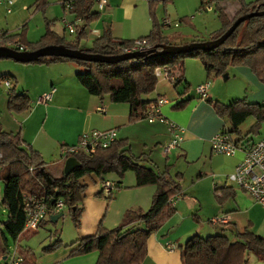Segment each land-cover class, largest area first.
<instances>
[{"label":"crops","instance_id":"crops-1","mask_svg":"<svg viewBox=\"0 0 264 264\" xmlns=\"http://www.w3.org/2000/svg\"><path fill=\"white\" fill-rule=\"evenodd\" d=\"M70 1L67 0L66 4L61 1V8L49 4L43 8L38 6L36 0H17L11 14L7 13L5 5H0V32L8 36H17L24 31L21 46L25 47L26 42L37 43L45 35L44 20H46V22H51L50 27L56 34L65 38L68 32L65 30L64 20L70 22L77 20L71 11ZM156 1L158 2L156 14L161 25L162 20L171 21L172 18L174 20L182 18L185 22L192 23L191 19L194 17L189 16L198 10L201 3V0H174V3L177 1L178 4H183L185 1L189 6L184 13L177 5L169 15L168 9L171 7V1L167 4ZM163 7L164 14H160L163 12ZM30 9L34 11L31 12ZM38 11L43 12V17ZM93 11L100 13L101 19L87 27L86 41L94 42L105 31H110L112 36L119 40L136 41L148 36L153 29L150 0H108L103 10L95 4ZM237 12L235 11L234 15ZM34 15L36 16L33 17ZM10 23H16V27L8 32ZM23 23L24 26L20 27ZM84 25L85 22L82 21L77 30L83 28ZM162 28L164 31L163 25ZM193 38L186 41L183 36L173 44L181 45V42L187 44L200 40L197 34H194ZM17 39L20 41V37ZM12 43L20 45V42L12 41ZM81 49L88 50L89 48L81 45ZM25 51L30 50L26 48ZM30 71V77L34 78V83L28 89L33 97L29 109L19 115L10 112L6 114L3 111L5 117L3 119L0 113V118H2L1 123L6 132H20L26 146L38 151L45 160L59 153L63 161L62 147L75 146L84 133L116 130L118 141H127L132 154L136 157L148 156L149 159L145 163L147 167L160 172H165L169 168V173L174 178L175 173L173 174L172 166H175L177 175L183 173L186 176V170L180 167L182 162L192 169L193 178L197 177L192 189L182 190L181 195H176H180L179 199H176V196L173 197L176 213L158 233L151 236L148 242V255L141 264H183L180 247L195 235L207 238L225 234L231 240H235L237 232L243 233L249 228L264 238L263 208L249 194L228 182L227 179L243 161L244 152L239 151L235 156L227 157L216 155L212 150V139L221 132H227L228 129L226 120L216 113L215 103L230 105L237 100L244 99L252 104L264 103V84L257 79L250 68L246 66L228 68L226 80L236 82L242 78V88L245 89L244 93L235 94L228 88L227 83L224 84L220 76H209L202 64L188 62L186 63L185 81L195 90L182 94V89H176L173 86V89L169 91V98L173 102L171 105L169 99L166 98L167 94L162 95L160 91L155 97L152 95L147 97L150 100L161 98L167 100L161 108L162 115L183 129L181 132L182 146L167 155L164 154L163 146L173 136L165 123L159 121L150 123L142 119L130 124V106L113 103L108 96L100 98L90 95L79 83L78 66L74 63L59 62L46 66L35 64ZM207 83H210L207 89L208 98L203 99L197 92V88ZM13 86L18 91L21 88L18 82ZM53 88L56 92L52 101L48 104H37L38 98L49 93ZM185 100L190 101L185 107L174 108ZM99 108H104L106 113L100 114ZM178 158L180 160H177ZM173 160H175L174 164H172ZM52 164L54 163L48 166ZM163 164L168 167L166 170H161L160 165L163 168ZM60 165L58 162L55 163L57 167ZM59 172L58 169V175H56L58 177L61 175ZM108 180L116 186L110 196L103 194L102 182H100V187L90 191L91 184L83 180V183L87 185V192L83 201L82 226L77 230L75 237L69 241H63L64 246L62 245L54 252H46L45 249L48 247L46 246L42 252L37 253L31 246H21L20 243L16 246V254L25 257L24 253L34 264H96L99 258L97 252L71 257L72 251L77 248V245L72 244L95 235L102 221L106 229L113 230L120 226L126 212L130 210L147 211L157 191L156 186L138 188L133 172L127 173L124 177L112 174L106 177V181ZM221 188L231 189V196L223 204L219 201L222 192L217 191ZM100 193L102 195L99 196ZM218 216L227 217L228 223L225 225L212 224L211 220ZM46 223L47 221L41 228ZM4 234L6 233L3 232V237ZM169 245H173L175 250L169 251ZM1 252L2 247L0 246ZM8 255L9 253L5 252L0 259L8 261L11 259ZM251 256H249V264H264L255 255V257Z\"/></svg>","mask_w":264,"mask_h":264},{"label":"trees","instance_id":"trees-1","mask_svg":"<svg viewBox=\"0 0 264 264\" xmlns=\"http://www.w3.org/2000/svg\"><path fill=\"white\" fill-rule=\"evenodd\" d=\"M170 1L159 0L164 4ZM231 1L240 5L234 18H231L223 7L224 2ZM206 2H210L213 6L215 4L223 23V29L212 34L209 41L219 39L239 17L258 10L264 11V0L250 4L245 0H201L200 10L205 8ZM36 3L43 8L49 4L48 0H36ZM70 3L72 13L77 19L85 22L84 27L76 31V39L67 41L56 34L50 27L51 22L47 21L45 35L37 43L26 42L24 49L36 51L55 45H64L73 50L81 49V42L87 38V27L100 19V13L93 11L94 0H71ZM157 4L156 0H150L153 29L148 36L141 38L149 41L150 49L164 45L174 46L163 35L162 25L156 14ZM23 36L24 31L17 36L7 35V39L14 43L20 42L22 45ZM19 37L20 41L17 39ZM134 42V40L116 39L110 31H105L93 42V47L88 49V52L103 56L124 55L121 50L131 47ZM188 58H200L206 73L216 77L226 75L230 67L246 66L264 84V16L253 17L242 23L221 47L212 51H193L172 56L127 60L118 64L56 57L41 58L32 64L74 63L78 66V81L86 91L100 98L108 96L116 104H128L129 123L133 124L144 119L149 107L157 102L147 99L156 91L159 82L155 72L157 68H169L171 72L177 74L174 87L176 89L182 87V94L190 91L191 86L185 81V60ZM80 67L85 68L86 72L82 73ZM7 79V75L0 77L1 81ZM15 91L14 86L9 90L8 111L11 114H21L29 109L31 99L28 95L17 94ZM189 102V100L182 101L174 108L182 109ZM214 109L218 116L226 120L227 133L236 146L244 145L251 148L254 145L255 141L252 137L260 134L261 125L264 123V103L252 104L244 99L230 105L215 103ZM252 116L257 123L244 134L241 126ZM65 147L67 146L62 148ZM74 157L80 162L81 167L68 176L63 173L58 177L50 172L48 163L38 151L26 146L20 132H6L0 121V180L5 185L3 193L0 187V205L7 214L6 221L0 225V234L3 230L5 236L18 241L24 233L25 195L45 198L51 209L58 201H64L76 228L79 229L83 215L82 203L87 192V185L83 183V179L95 176L104 183L109 175L124 177L127 173L133 172L138 188L157 187L151 207L147 211L126 212L120 226L113 230L106 229L102 221L95 235L72 244L77 245V248L70 256H84L97 252L99 258L96 264H141L148 255V242L151 236L158 233L176 213L170 200L177 194L181 195L180 182L170 175L168 169L160 172L147 167L145 163L149 159L148 156L136 157L131 152L130 144L125 140L117 141L108 149H100L94 155L77 154ZM179 176L182 174L177 175ZM217 191L222 192V197L219 198L221 204L231 196V189L221 188ZM53 200H55L54 204H52ZM4 244L7 245L6 238ZM62 245L63 241L58 238L45 251L54 252ZM180 251L183 264H249L251 254L264 262V238L249 228L243 233L237 232L235 240H231L225 234L207 238L195 235L180 247ZM4 253L1 252L0 256ZM23 256L25 257H22L23 261L20 264H34L24 253Z\"/></svg>","mask_w":264,"mask_h":264},{"label":"built area","instance_id":"built-area-1","mask_svg":"<svg viewBox=\"0 0 264 264\" xmlns=\"http://www.w3.org/2000/svg\"><path fill=\"white\" fill-rule=\"evenodd\" d=\"M100 10H103L108 0H94ZM17 0H0V5H5L7 13L11 14ZM204 9L211 11L212 7L210 2H206ZM82 22L81 19H77L73 22L64 20L65 30L71 35H74L77 31V27ZM173 22L165 19L162 23L163 27H172ZM178 24H175L177 27ZM0 47H7L19 52H24L25 49L21 45L13 44L7 39V35L0 32ZM150 50V44L147 39L136 40L131 47H126L121 50L122 54L130 53H144ZM156 75L163 77L171 84L177 80V74L171 72L169 68H157ZM210 83L201 85L197 88V92L203 99L208 98V86ZM4 85L10 90L13 87V82L7 80ZM56 89H52L49 93L42 95L36 101L37 104H48L52 101ZM167 103L165 99H158L156 103L149 107L144 119L150 123L162 122L165 123L170 132L172 133V139L163 146L164 154H169L171 151L179 149L183 143V137L181 132L183 129L176 123L167 120L161 113V108ZM100 114H105L104 108H99ZM118 141V134L116 130L107 131H92L84 133L80 137L79 142L75 146H67L62 148V155L65 159L74 157L77 154L94 155L100 149H108ZM212 150L214 154L224 155L227 157L235 156L237 152L242 151L245 154L243 161L237 166L235 172L231 174L227 179L228 182L235 184L241 190L249 194L257 203L261 205L264 210V137L255 141L251 148H247L244 145L236 146L232 140V137L227 132H221L212 139ZM103 194L110 196L113 189L116 187L112 181H104ZM180 198V195L176 196V199ZM170 204L174 206L175 199L170 200ZM65 208L64 201L60 200L51 209L45 198H38L30 195H25V213H26V225L25 231L35 232L39 230L45 221L51 219V216L59 214ZM228 218L218 216L211 220L212 224L225 225L228 223ZM169 251H174L173 245L168 246ZM23 261L22 256H13L7 261V264H20Z\"/></svg>","mask_w":264,"mask_h":264},{"label":"rangeland","instance_id":"rangeland-1","mask_svg":"<svg viewBox=\"0 0 264 264\" xmlns=\"http://www.w3.org/2000/svg\"><path fill=\"white\" fill-rule=\"evenodd\" d=\"M61 1L68 3V2H66L67 0H65V1L64 0H51V2H49V5L59 6L61 8V3H60ZM245 1L247 4H250V3L257 2L258 0H245ZM170 5H171V7H169V9H168L169 15L172 14L174 7L175 6L177 7V5L182 9V11L184 13H185V10L187 9V6H189V4L186 3L185 1L183 4H178L177 1H175V3H174V0L173 1L171 0ZM200 5H201V3L198 6V10L192 12V14L189 16V17H192V16L194 17L191 19L192 23L185 22L184 20H182V18H180V19L177 18V20H174V18H172V20H171V22H173L172 27L165 28L163 31L164 37H166L170 41V43H172V44L176 43L177 41H179V38H182L183 36L185 37L186 41L194 39L193 38L194 34H197L198 39H200L201 41H209V38L212 34H215L218 31H221L223 29V23L219 17V13L216 11L215 4H214V6H213V4H210V6L212 7L211 11L206 10V9H203L200 11ZM223 7H224L226 13L229 16H231V18H234L235 17L234 12L239 11L240 5L238 2L231 1V2H224ZM30 10H31V12L34 11V9H30ZM164 11L165 10L163 7V12L160 14H164ZM38 12H40L39 14H41V16L43 17V12L42 11H38ZM28 15H30V14H28ZM36 15H34L33 17H35ZM195 18H197L196 21H195ZM100 19H98V20H100ZM164 20H162V23ZM3 21H4V18H3ZM97 21H95V22H97ZM95 22H93V23H95ZM44 23H45L44 24V28H45L46 27V20H44ZM175 24H178V26L175 27ZM22 26H24V23L20 27H22ZM195 26H196V28H195ZM14 27H16V23L15 24L10 23L8 25V30H9L8 32H10ZM59 27H62V26L59 25ZM45 31H46V29H45ZM76 37H77L76 35H71L68 32V34L66 33L65 39L67 41H73L76 39ZM83 41H85L83 43L81 42L82 43L81 45L83 47L87 46V48H89V49L93 47V41L92 42H90V40L86 41V39H84ZM181 43H182L181 45H186L183 42H181ZM191 43L192 42L187 43V44H191ZM178 46H180V45H178ZM188 62L189 63L194 62L196 64H202L200 58H188V59H186L185 60V73H186V63L188 64ZM34 66H35V64H24V63L16 62L12 59H2V60L0 59V77L3 74L7 75V78H8L7 80L12 81L13 85H14V83L16 84L18 82L19 85L21 86V88H19L20 89L19 91L16 90L15 93L26 94L30 97V99H33L32 92L29 91L28 89L31 88L32 87L31 85L34 83V78L30 77L31 76L30 70H31V68H34ZM37 66H41V65L37 64ZM159 68L163 69L164 67H159ZM80 71L82 73L86 72L85 68H83V67H80ZM36 75L38 77H41L39 74H36ZM224 76H226V75H224ZM220 77L222 78L224 84L227 83L228 88L230 90H232L235 94H238L240 92L241 93L245 92V89L242 88V83H243L242 78H240V80H237L236 82L235 81L229 82L225 78H223V76H220ZM7 80H4V81L0 80V113H1V117H3V119L5 117L4 112L5 113L9 112L8 111V105H7L8 98H9V89L4 85V83ZM173 86H174L173 84H171L169 81L165 80L163 77H159V82L157 84L156 91L152 94V96L153 97L157 96L158 91H160V93L162 95L167 94V97L164 96V98L165 97L168 98L170 101V105H171V104H173V102L169 98L170 97L169 91H170V89H173ZM179 89L181 90L182 87H180ZM252 89H254V87ZM192 90H195V88H193L191 86V89L189 92H192ZM250 92H253V91L250 90ZM1 119L2 118H0V121H1ZM256 123H257V120L255 119V117H253V116L250 117L241 126V131L244 134H246L253 126L256 125ZM2 127H3V125H2ZM263 137H264V123L261 125L260 134L253 136L252 139H253V141H257L259 138H263ZM60 155L61 154L57 153L53 157H51L49 160H44L48 164L54 163V164L48 166V169L50 170L51 173H53L55 175H58V169L60 171L59 174L64 173L65 163H66L67 159H65L63 157V161H62V158L60 157ZM177 160H180V158H178ZM57 162L59 164H61L59 167L55 166V163H57ZM174 163H175V160H173L172 164H174ZM180 164H181L180 167L186 170V176L182 173V176L177 177V171H175L176 168H175V166H172L173 174L175 173L174 179H176L177 181L180 182L183 191H186V189H192L191 187L192 186L194 187V183L197 181V177H195V179H194L193 174H192V169H189L188 166H185V164L182 162ZM160 167H161V170H166L168 168L164 164H163V168L161 165H160ZM83 180H85V182H89L91 184V186L89 187L90 191L95 189L96 187L101 186L100 179L96 178L95 176H88V177L84 178ZM0 187H1V190L3 193V191L5 189V185H4V182L2 180H0ZM82 207H83V203H82ZM60 213H62L63 216L61 217V219L59 220V222L57 224H53V223L47 221V223L42 228H40L37 233H34V232L29 233V232L24 231V233H23L24 235H21L19 237L18 241H14L13 239L8 237L7 235L5 236V234L3 237V230H2V232L0 234V246L2 247V252H6V253L8 252L9 253L8 256H10V257H13L14 255L17 257L18 254H16V246L20 245V243H21V246H23V245L31 246L33 248L34 252L40 253V252H42L43 248H45L46 246H50L58 238H61V240L64 242L71 240L73 237H75L77 235L78 228H76L75 223L73 222L72 217L70 216L69 208L65 207ZM83 213H84V209H83ZM205 213H207V212H205ZM82 217H83V215H82ZM82 217H81V226H82ZM191 218H192V220L194 219L193 216H191ZM6 219H7L6 211L3 208V206L0 205V225L2 224V222L6 221ZM56 233H58V236H56ZM4 238H6L8 240L7 245L4 244ZM251 257H255V256L252 255ZM6 262H7L6 260L0 259V264H6Z\"/></svg>","mask_w":264,"mask_h":264},{"label":"water","instance_id":"water-1","mask_svg":"<svg viewBox=\"0 0 264 264\" xmlns=\"http://www.w3.org/2000/svg\"><path fill=\"white\" fill-rule=\"evenodd\" d=\"M264 16V11H255L247 15L239 17L234 24L217 40L208 42H193L191 44L180 45V46H169L164 45L160 48L155 47L144 53H130L119 56H103L95 55L88 52L87 49L73 50L64 45L47 46L40 48L36 51H24L19 52L7 47H0V59H12L16 62L24 64H32L46 57H56V58H67L73 60H79L84 62H94L102 64H118L127 60H139L146 58H156L161 56H172L184 53H190L193 51H212L221 47L240 27L242 23L248 21L253 17ZM228 76H224L227 79ZM81 167L80 162L75 158L71 157L66 160L64 174L66 176L70 175L74 170ZM55 200L52 201V204ZM63 216L62 213L54 215L51 217V223L57 224L58 221Z\"/></svg>","mask_w":264,"mask_h":264}]
</instances>
